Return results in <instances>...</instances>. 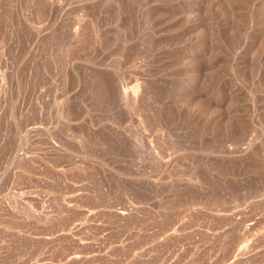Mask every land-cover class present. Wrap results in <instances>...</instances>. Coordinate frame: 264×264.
I'll return each mask as SVG.
<instances>
[{
	"label": "rangeland",
	"instance_id": "374dc122",
	"mask_svg": "<svg viewBox=\"0 0 264 264\" xmlns=\"http://www.w3.org/2000/svg\"><path fill=\"white\" fill-rule=\"evenodd\" d=\"M0 264H264V0H0Z\"/></svg>",
	"mask_w": 264,
	"mask_h": 264
},
{
	"label": "bare ground",
	"instance_id": "6f19581e",
	"mask_svg": "<svg viewBox=\"0 0 264 264\" xmlns=\"http://www.w3.org/2000/svg\"><path fill=\"white\" fill-rule=\"evenodd\" d=\"M48 6H49L50 8H52V7H53V4H49ZM121 95H122V97H126V91L123 90V91L121 92ZM118 213H120V214H125L123 211H120V212H118Z\"/></svg>",
	"mask_w": 264,
	"mask_h": 264
}]
</instances>
